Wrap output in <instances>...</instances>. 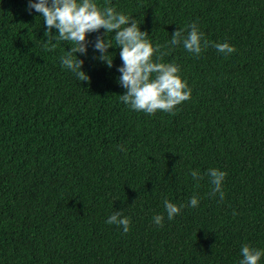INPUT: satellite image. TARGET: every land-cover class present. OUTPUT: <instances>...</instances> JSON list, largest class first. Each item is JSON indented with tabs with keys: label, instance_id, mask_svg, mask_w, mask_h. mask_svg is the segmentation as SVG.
I'll return each instance as SVG.
<instances>
[{
	"label": "trees",
	"instance_id": "16d2710c",
	"mask_svg": "<svg viewBox=\"0 0 264 264\" xmlns=\"http://www.w3.org/2000/svg\"><path fill=\"white\" fill-rule=\"evenodd\" d=\"M29 2L0 0V264H240L244 245L264 250V0H95L179 66L191 97L155 114L121 101L120 48L112 68L92 44L77 53L80 81L61 62L70 42L45 35ZM193 23L235 52L173 47ZM212 168L227 173L222 201ZM193 196L167 219L166 199ZM117 211L127 233L106 222Z\"/></svg>",
	"mask_w": 264,
	"mask_h": 264
},
{
	"label": "clouds",
	"instance_id": "9594fccd",
	"mask_svg": "<svg viewBox=\"0 0 264 264\" xmlns=\"http://www.w3.org/2000/svg\"><path fill=\"white\" fill-rule=\"evenodd\" d=\"M28 9L35 10L40 13L39 17H43V24L47 29L45 35L56 29L58 40L70 42L71 49L61 57V62L80 81L90 82L91 77L83 70L85 61L80 59L77 53L87 54L88 47L92 44L93 50L99 53L96 58L112 68L115 57L112 58L113 53L108 50L113 46L120 48L119 55L123 63L117 69L120 73L118 83L126 89L120 99L131 109L147 114H155L157 110L171 113L177 105L191 97V89L179 74V66L162 62L167 53L162 52L161 48L167 46L156 44L154 47L147 39L149 33L142 31L128 15L117 12L112 7L101 8L95 0H30ZM100 29H105V33L97 35L94 42L87 38L90 33H98ZM190 29L187 35L182 28L174 31L171 45L175 47L182 44L184 49L194 55H199L209 46H214L218 52L225 55L236 50L235 46L227 42L211 45L195 23ZM109 33H114L115 45L108 39ZM47 44L51 45L52 49L56 47L51 39H48ZM154 53H158L156 61L152 59ZM191 175L197 180L204 178L198 170H193ZM206 175L213 185L212 195L219 193L222 201L225 195L223 181L227 173L212 168ZM198 204L196 196L190 198L188 205H176L166 199L164 207L167 219H174L185 206L195 208ZM164 218V215H156L153 222L162 227ZM106 222L122 226L125 233L129 231L131 223L129 217L122 218L120 211L113 213ZM241 256L240 264H258L264 256V250L244 245L241 248Z\"/></svg>",
	"mask_w": 264,
	"mask_h": 264
}]
</instances>
